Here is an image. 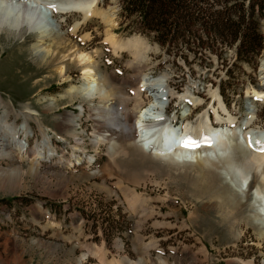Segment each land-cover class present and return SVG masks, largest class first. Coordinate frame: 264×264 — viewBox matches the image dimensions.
<instances>
[{"label": "rangeland", "instance_id": "obj_1", "mask_svg": "<svg viewBox=\"0 0 264 264\" xmlns=\"http://www.w3.org/2000/svg\"><path fill=\"white\" fill-rule=\"evenodd\" d=\"M47 1L48 5L40 6L46 19L57 26L61 21L67 40L107 74L115 88L110 103L124 98L121 93L125 98L133 96L128 80L137 77V84L151 86L160 80L164 92L159 94L167 96L169 118L200 133L209 121L219 125L215 110L226 117L215 95H221V80L229 79L235 87L226 88L221 98L237 125L252 114V129L264 128V98H254L264 81V50L255 70L240 63L230 78L225 67L234 50L223 59L213 55L207 60L209 68L201 60L193 62L192 72L182 58L177 60L180 69L157 44L124 29L119 0H100V13L76 33L73 26L84 20V11L55 14L49 5L54 0ZM259 28L264 34V18ZM111 34L120 41L142 39L144 58L138 59L130 49L116 52L108 41ZM0 35L4 37L0 49L17 45L12 52H0V116L9 111L8 122L19 131L23 145L21 150L14 148L13 159H0V264H114L117 260L125 264H264V211L258 201L261 197L264 202V166H241L252 150L238 140L235 126L232 137L228 136L237 152L234 163L248 179L236 186L233 172L221 174L218 186L238 187L244 203L223 206L217 192L206 198L196 194L205 181L197 177L198 165L163 161L160 157L165 154L146 150L136 129V142L146 155L124 139H99L103 128L94 115L102 105L98 80L86 78L73 54L63 59L70 66L61 75L60 60L44 67L37 64L31 54L34 38L21 36L7 42L8 36ZM84 86L91 88L89 94L82 93ZM154 93L143 91L140 110L148 111L155 102ZM49 103H54L50 110ZM251 103L256 106L254 114L248 110ZM129 104L134 105L133 99ZM68 112L74 123L64 127L61 116ZM46 135L51 141L42 146ZM41 147L49 156L46 159L33 154ZM16 166L25 170L23 177L7 173Z\"/></svg>", "mask_w": 264, "mask_h": 264}, {"label": "bare ground", "instance_id": "obj_2", "mask_svg": "<svg viewBox=\"0 0 264 264\" xmlns=\"http://www.w3.org/2000/svg\"><path fill=\"white\" fill-rule=\"evenodd\" d=\"M99 2L100 0H54V4L49 5L55 6L53 7V12H55V14H66L69 11L81 13L84 11V20L78 21L73 26L72 31L76 33L83 27L88 19L97 16L98 13H100ZM48 3L47 0H0V34L5 33L8 36L7 42L11 41V38L21 36L22 38H34L35 41L31 44V54L37 64L40 65V67H44L53 61L60 60L61 62L58 71L61 75L66 74L67 68L70 66L67 65L68 63L64 62L63 59L67 55L69 56L73 54V60L83 65L86 78L90 80L91 78L98 80V97L102 105L96 108L94 115L95 119L103 128L102 132L100 131V133H98L100 140H113L118 142L119 140L124 139L130 142L132 146H135V149L138 150L140 154L146 155L144 148L140 147L136 142L137 138L134 132L136 129L140 134L139 140L144 147L147 143L154 146L162 145L163 147H169V149H167V147L166 149L171 153L160 157L163 161H171V163H175L178 166L195 164L200 167L201 171L198 172L197 177L200 179L204 178L205 181L202 183V186H199V188L196 189V194L198 196L200 195L201 197L206 198L211 192H217L222 195L220 198L221 201L219 202L220 205L242 206L244 203L240 197L241 189L236 186H240L239 184H242L241 181L245 180L247 175H243L244 171H241L239 165L235 164L237 152L234 151V148L231 146L229 137L232 136L229 135L232 126H235L236 134L239 135L238 140L252 150L246 157H244V159H242L241 166L243 168L251 166L256 169L264 166V128L259 127L258 129H252L253 115H249L251 116L249 120L244 121L238 126L236 117H234L224 105L221 95L216 94V100L222 107L223 113L226 117H223L217 109L214 114H216V122L219 123V125L216 123L217 125L214 126L213 123L209 121V124L204 127V131L200 133H192L189 128L185 127V134L194 138V144H182L181 142L184 140V138H182L183 135L181 136L180 133H178L179 131L177 127L171 125L170 122L173 120L169 119L167 121H160L163 111H166L168 108L163 96L159 94V88L162 84L159 82L160 80H157L158 82H156L155 85L152 84V86L144 82H141V85L137 84L139 83L137 77L128 80L127 84H125L131 86L133 96L125 98L126 95L121 93L124 98L120 97L113 103H110L109 97L115 93V88L109 83L107 74L103 73L98 68V64L93 62L89 54L83 53L80 48H77L75 44L67 40L66 36L61 32L64 27L61 21L57 22V26L48 18V20L46 19L40 6L41 4L46 6ZM27 32L32 33L33 35L28 34ZM108 37V41L116 52L130 49L135 51L134 54L138 59L144 58L143 50L146 47V43L142 39L132 37L125 41H120L115 35L111 34ZM3 39L0 35V41ZM16 47V44H11V46L8 47H1L0 52H12ZM64 80H67V77H65ZM143 85H146L144 89L142 88ZM80 89L83 91L82 93L85 94H89L91 91L90 87L85 86ZM144 90L155 92V102L147 108L148 111L143 109L140 110L143 106L142 95ZM120 91L123 92V89ZM254 98L256 100L264 98V81L263 84L260 85V91L254 92ZM132 99L134 105L131 107L129 103ZM53 105L54 103H49L46 107L50 110ZM248 110H251V113L253 114L256 113V106L254 103L250 104ZM8 116V110L0 116V159H13L17 156L14 153V148L18 147V149L21 150L23 147L17 136L19 131L9 124V119H7ZM210 116L211 114H208V117ZM61 117L64 127L73 125L74 117L72 113H64ZM133 120L134 123H132ZM145 120H148L151 123L145 125L143 123ZM136 122L140 125L138 129L135 125ZM23 131H25L26 134H29L27 130ZM227 140L228 144L226 143ZM50 141L51 138L46 135L40 141V144L42 146H49ZM48 151L50 153L52 152L51 147L48 148ZM157 151L163 152L159 150ZM33 154L45 159L49 157L48 154L46 155V151L43 150L42 147L34 150ZM189 157L194 160H188ZM10 169L7 173L11 176L21 178L25 174V170L21 166L12 167ZM227 172L228 174L233 172V177L236 178L237 183L235 186L236 189L230 188V185L224 186L220 184V187L218 186L221 174ZM221 181L223 180L221 179ZM263 181L264 178L262 177L261 182ZM244 182L248 187V181L246 180ZM227 194H230L229 198H227ZM260 198L261 197H258V201L261 209L264 211V202H262L263 198L261 200ZM114 264H125V262L123 260H117Z\"/></svg>", "mask_w": 264, "mask_h": 264}, {"label": "trees", "instance_id": "obj_3", "mask_svg": "<svg viewBox=\"0 0 264 264\" xmlns=\"http://www.w3.org/2000/svg\"><path fill=\"white\" fill-rule=\"evenodd\" d=\"M119 6L124 29L157 44L180 69L178 58L194 72L193 62L201 60L209 68L211 61L207 60L213 55L223 59L234 50L225 67L230 78L240 63L255 70L264 50V34L259 28L264 0H119ZM228 80L219 84L223 97L226 88L235 87Z\"/></svg>", "mask_w": 264, "mask_h": 264}, {"label": "snow or ice", "instance_id": "obj_4", "mask_svg": "<svg viewBox=\"0 0 264 264\" xmlns=\"http://www.w3.org/2000/svg\"><path fill=\"white\" fill-rule=\"evenodd\" d=\"M51 7H55L54 5H51ZM181 143H183V144H187V143H191V141H190V139L189 138H185V140L184 141H182Z\"/></svg>", "mask_w": 264, "mask_h": 264}]
</instances>
